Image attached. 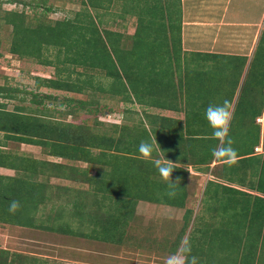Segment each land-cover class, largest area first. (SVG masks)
<instances>
[{
  "label": "trees",
  "instance_id": "trees-1",
  "mask_svg": "<svg viewBox=\"0 0 264 264\" xmlns=\"http://www.w3.org/2000/svg\"><path fill=\"white\" fill-rule=\"evenodd\" d=\"M169 1L166 0L167 14L160 21L152 17L155 5L135 10L138 24L128 39L131 45L124 43L122 34L100 30L94 17L99 18V12L92 15L88 9L108 11L110 5L120 2L123 15L134 13L126 7V0H85L87 10L80 12L78 19L53 24L40 22L31 26L25 13L16 11L6 12L4 20L13 27L10 53L20 58H37L43 65L55 66L60 74L67 75L54 79L36 77L37 90L76 94L101 91L124 104L174 112L181 117L146 114L147 121H141L140 126L131 129L116 125L115 129H120L116 137L107 136L93 133L83 122L64 124L51 118L45 102L56 101L57 97L22 91L31 96L37 110L42 108V114H26L20 107L5 111L6 105L0 103V131L17 141L40 146L63 160L99 165L98 178L90 185L104 199L108 194L116 195L113 207L148 202L186 208L184 226L170 251L174 256L181 250L184 264H190L192 256L197 258V264H264V28L251 57L188 53L182 46L180 7L171 6ZM140 13L151 21L144 22ZM48 48L56 49L52 60L46 57ZM79 67L85 73L78 72ZM88 70L103 72L110 84L95 82ZM73 73L75 79H71ZM18 92L0 86V97L15 99ZM225 100L231 113L228 138L236 150L234 163L212 155L221 144L203 118L208 104H222ZM64 104L69 107L67 115L80 110L90 115L100 113L93 109L95 101L67 98L60 106ZM72 104L77 105L78 111ZM262 118L263 123H258ZM142 142L151 145L147 156L138 151ZM260 146L262 153L255 151ZM214 163L217 164L212 168ZM222 163L226 164V171L222 167L220 171L215 169ZM177 164L194 166L217 178L209 180L200 204L219 226H212V232L198 238L191 230H209L211 225L203 221L202 210L191 223L193 210L187 207L190 172ZM161 167L173 170L169 178L160 174ZM45 187L23 180L17 186L20 197L15 199L13 185H6V193H0V224L32 226L37 209L46 202ZM159 189L163 196H158ZM170 191L175 195L169 196ZM12 201L21 204L15 209H20V214L10 211Z\"/></svg>",
  "mask_w": 264,
  "mask_h": 264
},
{
  "label": "crops",
  "instance_id": "crops-1",
  "mask_svg": "<svg viewBox=\"0 0 264 264\" xmlns=\"http://www.w3.org/2000/svg\"><path fill=\"white\" fill-rule=\"evenodd\" d=\"M173 1L175 4L178 3L181 11L182 46L185 52L252 56L264 28V0ZM121 18L122 20L129 19L128 16ZM131 21L132 19L129 22ZM134 33H128V35L133 36ZM120 34L123 35V31ZM161 112L171 117L182 116ZM260 121L263 123V118ZM257 149L262 153L261 146ZM0 153H2L0 187L4 186L0 189V193H6V185H13L14 196H11L12 198L20 197V190H17V186L23 180L46 185L45 196L49 193L48 198L51 200V197L57 194L56 202L61 200L62 189L69 190L74 184L81 185L83 188L81 192L88 191V189L95 190L90 183L94 184L98 173L96 169L89 168L91 170L89 176L86 170L89 164L85 162H81L85 165L84 170L75 169L72 166L69 168V161L66 162L62 158L51 155L48 150L40 146L17 141L15 137H9L2 131H0ZM160 158L163 161L162 157ZM24 159L30 161H24ZM224 163L219 164L215 169L220 171L222 167L226 171ZM216 164H212L211 167L214 168ZM176 166L188 170L189 178L194 176L193 179L198 183L196 185L202 186L201 193L196 187L195 197L199 194L203 197L209 180L217 179L211 173L201 172L194 166L185 167L181 164ZM80 168L83 166L80 165ZM28 172L31 176H28ZM225 183L226 181L222 182V184ZM95 192L96 197L91 204L89 202L88 207L81 210L85 221L80 231L69 230V234L66 235L67 231H63L62 228H53L47 217L57 216L59 214L56 212L57 208L43 205L37 209L34 217L36 223L32 226L0 224V264H168L173 257L180 259L181 250L174 256L170 251L176 240L178 228L181 226L182 229L179 222L180 217L177 218V216H184L186 208L139 202L132 210L128 207L124 208L127 213L130 211L127 214L129 222H126V218L124 223L119 224L120 221L115 219L118 212L115 207H112L116 195L108 194L104 199L99 198L96 190ZM187 198L190 199V194ZM143 204L147 206L141 211L139 206ZM18 212L20 214V209L15 210L13 214ZM75 225L77 228V224ZM122 226L136 233L142 231V238H152L151 242L157 241L155 233L168 241L159 250L152 245L151 248H147L149 250L141 253L137 248L140 245L134 243L135 238H138L136 233L133 236L125 234L129 239L126 242H116L122 235ZM87 227H90L91 232ZM129 242L132 243L127 244ZM23 246L24 249H22ZM26 248H30V251ZM34 248L37 252H34ZM183 262L182 260V264Z\"/></svg>",
  "mask_w": 264,
  "mask_h": 264
},
{
  "label": "rangeland",
  "instance_id": "rangeland-1",
  "mask_svg": "<svg viewBox=\"0 0 264 264\" xmlns=\"http://www.w3.org/2000/svg\"><path fill=\"white\" fill-rule=\"evenodd\" d=\"M83 1L85 0H0V86L6 87V89H15L17 92L19 90L21 91L20 93L19 92L17 93L18 98L15 99H6L1 97L0 103L6 105L5 111H16V109L20 107L24 109L26 114L32 112L37 115H40L42 114V112L39 113V111H42V108H39V110H37L36 105L32 104L31 102V96L25 95L24 94L25 92L22 91H34L35 93L52 95L54 97H57L58 100L45 102L46 107L50 111L51 118L53 119L56 118L59 121H63L62 123L64 124H68V123L81 124L83 122V124L86 125L85 127L91 129L93 133L116 137V134H118L120 131V129H115L116 125H122V126L128 125L132 129L134 125L140 126L141 121L142 122L147 121V119H145L146 114L150 116L153 114L164 115V113L159 111L158 109H152V108L144 110V108L138 104H133V105L124 104L120 102V100L117 97H113L109 94L107 95L101 91L76 94V93H66L62 91L49 90L46 88H41L37 90V84L35 80L36 77L54 79L57 76L65 78L67 75L64 73L60 74L55 68V66L43 65L42 63L39 62L37 58H20L19 56L10 53L14 35H13L12 25L7 24L4 20L6 12L16 11V12L25 13L26 21L31 26H35L37 23L40 22L53 24L56 21H61L64 19H72V20H75L76 18L78 19L79 17L77 15L80 12L84 11L85 9L87 10V8L83 5ZM169 2H171L170 4L171 6L174 5L176 8L179 7L178 3L175 4L174 1L172 2V0H170ZM38 4L40 5L37 6ZM166 4H167L166 0L164 1L163 0H126L125 3L126 7L130 8L129 11H133L134 13L124 14V15L122 13V9H121L122 6L120 2L112 6L110 5L108 11L107 10L95 11L89 7L88 9L89 11H91L92 15H96V12H99L100 17L99 18L96 16L94 17L100 30L112 31L113 33L115 32L119 34L121 31H123V35L125 38L124 43L131 45V40H128L131 36H129L128 33L129 34L134 33L138 24V19L135 10H138L140 7L144 8L145 5L148 7L150 5H155V7H153L155 13L152 15V17H154V19L157 18L160 21V19L167 14ZM50 7L53 8L51 12H46V9ZM162 10H164V13L162 12ZM140 14L142 15L140 17H142L144 22L151 21L149 20V17H147L143 13ZM121 15L124 16V18H127L128 16L129 19L122 20ZM131 19L132 21L129 22ZM240 47L241 46H239V48ZM45 52H46L45 53L46 57H48L51 60L54 59L56 54L55 48L54 49L48 48V50H46ZM77 71L80 73L81 72L85 73L83 69L80 67L77 68ZM87 73L91 74L94 77L95 82L97 81L102 82L106 86L109 85L111 82V80H108L104 77L103 72L101 71L88 70ZM72 75L73 76L71 77V79H75L76 73L75 74L73 73ZM4 96H6V93ZM67 98L75 99V100H84V101H95L93 109H98L100 113L98 115H92V114L90 115L88 112H86V110L81 111L79 109L80 111H78L77 105L72 104V107L75 109V111H78V113H75L73 115H67L68 113L67 111H69V107L67 106L66 108V104L60 106V103L64 102V100H66ZM127 109H129L130 112H128ZM165 113H168L170 115L177 114L168 111H165ZM258 123H261L260 119L258 120ZM150 126L151 125L148 124V127ZM255 151L260 153L258 149H256ZM80 165H82L83 168H80ZM71 166L79 170H84L85 165L81 162L72 161L70 162L69 168H72ZM89 168H92V170L96 169L95 171L97 173V170L99 169V165H94V168L92 166H88L86 168L88 175L91 172ZM193 178L194 176H191L187 180L188 193L190 194V199L188 198L187 207L189 208V210L191 209L193 210V218L191 223L194 222L193 219L197 214V212L202 210L200 212L203 215L204 218L203 221L206 222V224L210 223L211 225V228L209 230L202 229V227H199L201 230H196L194 228L192 229V225H191L190 228L192 229L191 232L198 238L201 236L202 233L208 234V231L212 232V226L217 227L219 226V224L215 218L212 219V216L210 215L211 213L209 211H205V209H202V206L200 204V200L202 196L201 194H199L202 192L201 189L202 186L196 185L198 183H196V180ZM72 187L73 188H70L69 190L63 188L61 192V200L57 202H56L57 194L51 197L52 200L51 201L50 198H48L49 196L48 193L47 196H45L46 202L43 205L44 207L49 206V207L57 208L56 212H58L59 214H57V216L52 215V217L48 216L47 219L48 222L52 224L53 228L58 227V228H62L63 231H67L66 235L69 234V230H78V231L82 230L81 226L82 223L85 221L84 220L85 217L83 219L81 210L87 208L88 207L87 204L89 202L91 204L92 200L96 197L95 190L93 191L92 189H88V191L81 192V190H83L81 185L74 184ZM124 187L127 188L128 185L126 184V186ZM196 187L199 188V193H197L199 195L197 197H195L196 195L195 190H197ZM45 191L46 190H44V192ZM157 194L158 196H163L164 192L161 189H159ZM119 197L121 198V199L119 198L120 204L124 206L122 197L121 196ZM99 198H103V196L99 194ZM90 204L89 207H91ZM18 205L20 206L21 204L19 203ZM145 206L147 205L144 204L140 205L139 209L142 211V209L144 210L146 208ZM128 208H131L132 210V208H134V205H130L128 206ZM115 209L118 212V215L115 217V219L120 221L119 224L124 223L126 218H127L126 222L128 223L129 215L127 214L130 213V211L127 213V210L122 208L120 205H118V207L116 206ZM237 210L240 211L239 208ZM86 212L88 213V211ZM79 214H81L80 217ZM179 217L181 218V220ZM177 218H179V222L183 228L185 223V217L180 215L177 216ZM33 223H36V221L33 220ZM75 224H77V228L75 227L76 226ZM87 229L89 232H91L90 227H87ZM121 233L122 235L118 237L116 242L128 241L129 239L126 238L125 234H127L128 236L131 235L133 236V234H135L136 231H133L132 229L129 228L126 229L125 226H122ZM180 233H181V226L178 228V231L176 232L177 236L180 235ZM136 236H138V238H135L134 243L140 245L137 248H139L138 250L141 253H144L147 250H149L147 248L149 247L151 248L152 245H155L157 247V250H159V248L166 245L168 241L156 233L154 234V236L157 237V241H153V242H151L152 238L151 239H146L145 237L142 238L143 236L142 231H138L136 233ZM172 236H174L173 233ZM131 243L132 242H129L127 244H131ZM22 249H24V246ZM26 250L30 251V248H26ZM34 252H37L36 248H34ZM180 256H181L180 259L179 258L175 259V261H173V264H182V260L184 261L185 257L182 254Z\"/></svg>",
  "mask_w": 264,
  "mask_h": 264
},
{
  "label": "clouds",
  "instance_id": "clouds-1",
  "mask_svg": "<svg viewBox=\"0 0 264 264\" xmlns=\"http://www.w3.org/2000/svg\"><path fill=\"white\" fill-rule=\"evenodd\" d=\"M229 102L225 100L222 104L210 103L204 109L203 118L207 122L208 127L212 130V135L220 140L221 146L214 148L212 155L217 158H223L226 163H234L236 159V150L231 146L232 141L229 137V120L231 113L228 111ZM138 151L147 156L151 152V145L146 142H142L138 146ZM160 174L166 178H169L172 171L166 167L159 169ZM173 185L175 183H172ZM169 196H174L175 192L170 191ZM18 207L16 201L10 203V211L15 210ZM186 251H190L187 249ZM175 257L171 258L169 264H173ZM190 264H197V258L191 257Z\"/></svg>",
  "mask_w": 264,
  "mask_h": 264
}]
</instances>
